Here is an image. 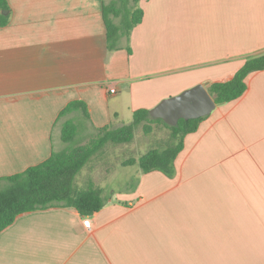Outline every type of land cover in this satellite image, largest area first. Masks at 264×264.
I'll use <instances>...</instances> for the list:
<instances>
[{
    "label": "crops",
    "instance_id": "1",
    "mask_svg": "<svg viewBox=\"0 0 264 264\" xmlns=\"http://www.w3.org/2000/svg\"><path fill=\"white\" fill-rule=\"evenodd\" d=\"M7 1L0 177L64 147L62 124L78 113L56 118L71 100L86 103L90 130L120 126L123 112L229 80L264 55V0H139L142 20L114 50L107 0ZM246 85L185 135L174 175L136 167L90 216L66 206L17 215L0 232V264H264V69Z\"/></svg>",
    "mask_w": 264,
    "mask_h": 264
},
{
    "label": "trees",
    "instance_id": "2",
    "mask_svg": "<svg viewBox=\"0 0 264 264\" xmlns=\"http://www.w3.org/2000/svg\"><path fill=\"white\" fill-rule=\"evenodd\" d=\"M103 17L107 48L114 50L118 48L120 37L128 36L131 29L141 22L143 10L139 0H111L103 4ZM9 19L8 1L0 0V26L6 25ZM127 50L130 52L129 47ZM262 69L264 55L250 57L234 72L231 79L213 81L208 84L207 90L216 104L233 101L245 92L248 74ZM148 110H134L129 124L95 127L90 132L92 128L86 103L78 99L69 101L56 118L58 121L70 113H78L62 124L61 140L64 147L59 151L52 150L47 159L21 172L0 177V232L17 215L26 211L66 206L73 207L84 217L100 210L105 203L103 189L89 182L86 188L78 190L75 187L77 174L105 145L131 142L134 128L139 125L146 135L152 132L153 125L164 127L168 131L167 136L161 139L159 148L150 149L137 159L123 161L121 165L137 164L142 172L159 170L168 176L174 175V160L183 149L185 135L194 132L204 117L181 118L173 126L160 118H151Z\"/></svg>",
    "mask_w": 264,
    "mask_h": 264
},
{
    "label": "rangeland",
    "instance_id": "3",
    "mask_svg": "<svg viewBox=\"0 0 264 264\" xmlns=\"http://www.w3.org/2000/svg\"><path fill=\"white\" fill-rule=\"evenodd\" d=\"M131 121L132 116H128V112L121 114L120 124H129ZM154 126L148 135L143 132L141 125L135 127L134 138L129 143L105 145L101 152L93 157L77 174L75 187L81 190L86 188L89 182H92L95 187H100L105 191L111 189L119 191L124 190V186L133 184L134 177L131 176L134 169L139 166L122 167L121 162L131 158L137 159L146 151L160 147L161 139L167 136L168 131L164 127ZM89 131L92 132L90 129Z\"/></svg>",
    "mask_w": 264,
    "mask_h": 264
},
{
    "label": "water",
    "instance_id": "4",
    "mask_svg": "<svg viewBox=\"0 0 264 264\" xmlns=\"http://www.w3.org/2000/svg\"><path fill=\"white\" fill-rule=\"evenodd\" d=\"M206 85L207 83H197L177 94L162 98L148 110L149 116L160 118L166 124L174 126L181 118L191 119L209 115L216 103Z\"/></svg>",
    "mask_w": 264,
    "mask_h": 264
},
{
    "label": "built area",
    "instance_id": "5",
    "mask_svg": "<svg viewBox=\"0 0 264 264\" xmlns=\"http://www.w3.org/2000/svg\"><path fill=\"white\" fill-rule=\"evenodd\" d=\"M108 91L110 93H113V92H115V88L114 87H110ZM83 223H84V226L85 227H89V225H90V219L89 218L84 219L83 220Z\"/></svg>",
    "mask_w": 264,
    "mask_h": 264
}]
</instances>
